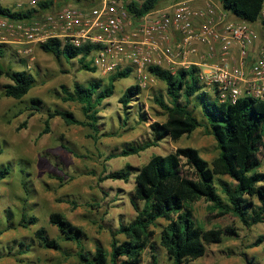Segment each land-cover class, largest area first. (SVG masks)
<instances>
[{"label":"rangeland","instance_id":"obj_1","mask_svg":"<svg viewBox=\"0 0 264 264\" xmlns=\"http://www.w3.org/2000/svg\"><path fill=\"white\" fill-rule=\"evenodd\" d=\"M31 1L0 0V4L24 10L31 6ZM215 1L221 5L220 0ZM98 2L53 0L51 8L39 14L49 12L55 5L91 7ZM175 2L161 0L159 8ZM7 45L11 51L4 57L0 56V62L18 68L11 55L14 53L18 58L27 59L29 69L36 73L38 82L23 99L18 100L2 96V87L10 80L0 75V167H9L10 172L8 177L0 181V264H86L78 256L80 248L77 244L65 240L57 226L50 223L52 212L63 213L84 229V245L87 250L93 252L96 244L111 250L112 235L120 223H128L137 215L132 203L136 172L127 181H101V177L111 171L126 168L128 164L137 171L152 156L167 155L178 147H196L209 162L219 155L218 142L203 126L177 141L165 138L157 146L138 154L120 155L129 143L145 142L153 137L150 129L152 122L166 120V112L156 101L161 93L167 97L166 84L158 78L144 84L134 70L130 77L116 82L115 95L105 99L100 106L98 138L91 136L94 131L89 127L68 124L60 116L51 119L50 132L42 134L47 109L62 108L72 111L80 119L85 118L79 103L64 100L63 86L71 89L75 81L87 82L95 77L107 81L111 73L84 70L77 59L70 62L57 58L43 51L37 43L32 45L33 53L30 56L22 55L17 44ZM133 84L141 85L142 93L138 100L130 103V119L123 125L126 110L120 97ZM34 97L42 100V107L38 111L28 108ZM22 109L24 113L16 116ZM142 114L148 117L144 122L140 121ZM197 114L202 118L200 110ZM113 154L117 156H111ZM261 157L263 165L260 170L264 172V147ZM222 178L230 180L227 176ZM139 203L143 205V201ZM193 206L195 217L206 229L233 227L235 232H228L221 243L209 245L203 257L185 264H264V222L246 226L233 215L210 221L207 219L209 212L205 199L195 202ZM23 214L37 215L39 220L25 228L19 225ZM167 223L166 219L160 218L157 225L152 226L156 231L159 264H172L160 241L161 231ZM39 227L46 228L49 236L59 240L62 248L42 247L35 235ZM118 237L125 239L123 234ZM259 237H263V241L251 246ZM150 259L151 249L147 248L141 264H149Z\"/></svg>","mask_w":264,"mask_h":264},{"label":"trees","instance_id":"obj_2","mask_svg":"<svg viewBox=\"0 0 264 264\" xmlns=\"http://www.w3.org/2000/svg\"><path fill=\"white\" fill-rule=\"evenodd\" d=\"M160 1L132 0L126 7L130 14L139 18L158 9ZM220 1L226 10L250 22L258 20L264 5V0ZM52 4L53 0H41L38 2L39 8L29 7L24 10H15L0 4V15L17 20L30 18L42 10L51 8ZM40 47L57 58L70 62L77 59L84 70L98 71L89 59L96 48L94 45L75 47L54 37L40 43ZM10 51L9 45L0 44L1 57ZM11 56L18 68L0 62V75L10 80L3 85L1 94L21 100L37 84L38 78L36 73L29 69L27 59L18 58L14 53ZM149 71L166 84L167 97L162 93L156 97L157 103L166 112V120L152 122L150 129L153 137L145 142L129 143L120 155L138 154L157 146L165 138L177 141L201 126L216 139L220 153L209 162L196 147H178L167 155L152 156L137 171L128 164L126 168L111 171L101 177V181H127L132 173L136 172L132 203L137 215L128 223H120L118 230L112 235L111 250L101 244H96L93 252L87 250L84 245V229L74 224L63 213L52 212L49 216L50 223L57 226L65 240L77 244L80 248L78 256L83 263L141 264L146 249L150 248L149 264H159L155 243L156 231L152 226L157 225L160 218L168 221L161 231L160 241L172 264H185L203 257L209 245L221 243L225 235L235 232V229H206L195 217L193 206L201 199L208 202L207 219L210 221L233 215L246 226L264 222V172L260 170L263 165L261 153L264 147V99L241 97L234 103L220 102L205 91L196 66L180 68L176 73L159 66H150ZM132 73L133 68L125 67L111 73L107 81L95 77L87 82L75 81L71 89L63 86L64 100L79 103L85 118L80 119L72 111L62 108L47 109L42 134L50 132L51 119L60 116L68 124L89 127L94 131L91 136L98 138L100 106L105 99L115 95L116 82L130 77ZM141 93V85L133 84L127 87L120 97V102L126 110L123 125L130 119V103L138 100ZM30 103L29 109L38 111L42 107V100L38 97L31 98ZM198 110L202 118L198 116ZM24 111L22 109L16 116ZM147 119L146 115H140V121ZM25 124L26 122L24 126ZM9 174V167H0V181ZM224 176L230 180L223 179ZM139 201H143V205H140ZM38 220L37 215L23 214L19 225L26 228L30 224H36ZM120 234H123L125 239L121 240L118 237ZM35 235L44 248H62L59 240L50 237L44 227L37 228ZM262 241L263 237H259L251 246Z\"/></svg>","mask_w":264,"mask_h":264},{"label":"built area","instance_id":"obj_3","mask_svg":"<svg viewBox=\"0 0 264 264\" xmlns=\"http://www.w3.org/2000/svg\"><path fill=\"white\" fill-rule=\"evenodd\" d=\"M130 1L55 5L20 20L0 15V43L19 45L24 56L32 55L33 44L54 37L75 47L94 45L91 61L101 73L131 67L144 84L156 79L150 66L172 73L196 66L205 91L220 102L264 99V5L250 22L215 0H179L139 18L129 13ZM37 5L32 0L30 7Z\"/></svg>","mask_w":264,"mask_h":264},{"label":"crops","instance_id":"obj_4","mask_svg":"<svg viewBox=\"0 0 264 264\" xmlns=\"http://www.w3.org/2000/svg\"><path fill=\"white\" fill-rule=\"evenodd\" d=\"M195 2L198 3L199 5H203L204 4V0H195ZM257 28L263 32V29L261 27L258 26Z\"/></svg>","mask_w":264,"mask_h":264}]
</instances>
